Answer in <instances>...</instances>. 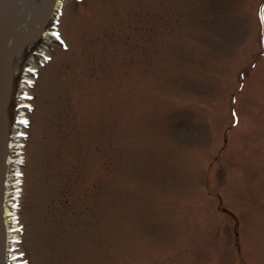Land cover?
Masks as SVG:
<instances>
[{"label":"rangeland","instance_id":"obj_1","mask_svg":"<svg viewBox=\"0 0 264 264\" xmlns=\"http://www.w3.org/2000/svg\"><path fill=\"white\" fill-rule=\"evenodd\" d=\"M13 65L10 264H264V0H63Z\"/></svg>","mask_w":264,"mask_h":264},{"label":"bare ground","instance_id":"obj_2","mask_svg":"<svg viewBox=\"0 0 264 264\" xmlns=\"http://www.w3.org/2000/svg\"><path fill=\"white\" fill-rule=\"evenodd\" d=\"M62 1L54 0L52 3L51 0H21L10 20L0 29V92H3L6 96L9 97L12 91L15 73L14 59L19 58L22 51L42 35L46 21L52 10H56ZM18 44L22 45V48L14 56L4 78L2 66ZM10 146L12 147V143H10ZM9 162H11V159H9ZM7 202L3 207V212L5 216L4 224L8 230V221L9 219H11L10 222L12 221L14 213L10 212L9 209V205H12L10 199ZM14 231L11 230V232ZM5 237L7 240L11 238L9 231L5 234ZM7 246L10 247L9 245Z\"/></svg>","mask_w":264,"mask_h":264},{"label":"water","instance_id":"obj_3","mask_svg":"<svg viewBox=\"0 0 264 264\" xmlns=\"http://www.w3.org/2000/svg\"><path fill=\"white\" fill-rule=\"evenodd\" d=\"M21 0H0V29L10 20L14 11L16 10L18 3ZM52 3L54 0H51ZM32 43V42H31ZM22 45L18 44L12 50L7 58V61L2 66V74L5 78V74L12 63L14 56L21 50ZM10 96H6L3 92H0V220L2 217V193H3V179L6 169L5 158L7 155V142L9 131V117L8 106ZM0 264H7L5 258V242L0 227Z\"/></svg>","mask_w":264,"mask_h":264},{"label":"snow or ice","instance_id":"obj_4","mask_svg":"<svg viewBox=\"0 0 264 264\" xmlns=\"http://www.w3.org/2000/svg\"><path fill=\"white\" fill-rule=\"evenodd\" d=\"M23 123H27V121H23Z\"/></svg>","mask_w":264,"mask_h":264},{"label":"built area","instance_id":"obj_5","mask_svg":"<svg viewBox=\"0 0 264 264\" xmlns=\"http://www.w3.org/2000/svg\"><path fill=\"white\" fill-rule=\"evenodd\" d=\"M14 159V158H13Z\"/></svg>","mask_w":264,"mask_h":264}]
</instances>
